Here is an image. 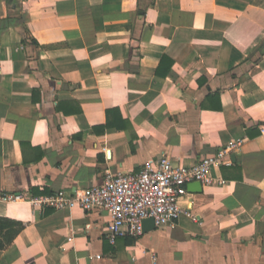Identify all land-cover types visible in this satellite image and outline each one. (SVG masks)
<instances>
[{"label":"crops","instance_id":"crops-1","mask_svg":"<svg viewBox=\"0 0 264 264\" xmlns=\"http://www.w3.org/2000/svg\"><path fill=\"white\" fill-rule=\"evenodd\" d=\"M231 139L196 220L111 243L103 208L29 201ZM2 193L0 264H264V0H0Z\"/></svg>","mask_w":264,"mask_h":264},{"label":"built area","instance_id":"built-area-1","mask_svg":"<svg viewBox=\"0 0 264 264\" xmlns=\"http://www.w3.org/2000/svg\"><path fill=\"white\" fill-rule=\"evenodd\" d=\"M240 139H231L215 153L200 157L190 165L173 163L167 156L146 161L137 171H104L100 183L76 189L60 190L33 195L29 201L35 207L64 208L78 205L85 210L103 208L109 217L106 238L114 243L119 236H138L143 232V220L152 217L155 226L173 223L184 213L196 215L182 207L181 200L187 193V183L198 180L203 185L215 180L211 167L231 163L230 153L239 150ZM20 193H2L0 199L20 198ZM99 256V255H96ZM155 258V257H153Z\"/></svg>","mask_w":264,"mask_h":264},{"label":"water","instance_id":"water-1","mask_svg":"<svg viewBox=\"0 0 264 264\" xmlns=\"http://www.w3.org/2000/svg\"><path fill=\"white\" fill-rule=\"evenodd\" d=\"M187 190L193 192H200L202 190V184L200 181L195 180L187 183ZM155 227L152 217H146L143 220V231H148Z\"/></svg>","mask_w":264,"mask_h":264},{"label":"trees","instance_id":"trees-1","mask_svg":"<svg viewBox=\"0 0 264 264\" xmlns=\"http://www.w3.org/2000/svg\"><path fill=\"white\" fill-rule=\"evenodd\" d=\"M2 220H3V221H7L8 224H12V225H13V224H17V227H18V228H14V229H13V231H12V233H11L12 235L15 233V231H16L17 229H19V228L21 227V225H20L19 223H16L15 221H11V220H9V219H2ZM12 235H11V236H12ZM9 239H10V237L7 238V240H9ZM1 245H2V243H0V246H1Z\"/></svg>","mask_w":264,"mask_h":264}]
</instances>
